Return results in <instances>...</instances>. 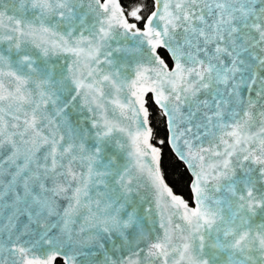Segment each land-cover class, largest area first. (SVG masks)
Masks as SVG:
<instances>
[{
	"label": "snow or ice",
	"instance_id": "6c2138e0",
	"mask_svg": "<svg viewBox=\"0 0 264 264\" xmlns=\"http://www.w3.org/2000/svg\"><path fill=\"white\" fill-rule=\"evenodd\" d=\"M0 264H264V0H0Z\"/></svg>",
	"mask_w": 264,
	"mask_h": 264
}]
</instances>
